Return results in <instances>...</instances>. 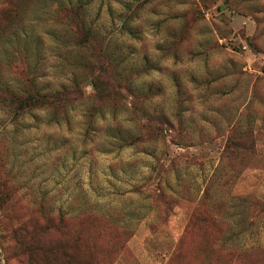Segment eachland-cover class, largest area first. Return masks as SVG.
<instances>
[{"label":"rangeland","instance_id":"obj_1","mask_svg":"<svg viewBox=\"0 0 264 264\" xmlns=\"http://www.w3.org/2000/svg\"><path fill=\"white\" fill-rule=\"evenodd\" d=\"M0 264H264V0H0Z\"/></svg>","mask_w":264,"mask_h":264},{"label":"trees","instance_id":"obj_2","mask_svg":"<svg viewBox=\"0 0 264 264\" xmlns=\"http://www.w3.org/2000/svg\"><path fill=\"white\" fill-rule=\"evenodd\" d=\"M85 47L86 48L90 47V43L89 46L87 45ZM103 70L105 72H108V68L103 67ZM94 86L95 88L96 87L99 88L97 84H95ZM77 89H78L77 86L74 84L71 87H64L62 90L58 92L45 94L41 92L36 87L35 82L30 79L27 80L26 87L24 88L22 94L5 95V93H3L2 97L13 106V109L18 116L24 115L25 113L30 112L33 109H39L43 111H51L52 113H54L53 114L54 117L57 116L65 117L67 114V108L74 105L75 103H78V101L82 99L81 96L77 97L78 95H76V93L78 92L79 94V90ZM93 109H95L94 106ZM228 144L230 146L232 144V140L231 141L229 140ZM233 145L236 148L232 149L231 147V153H229L230 150L227 153H225V158L227 157L228 160H230V164H232L234 161L240 160L241 164H244V167H246L249 162V158H245V156L242 155V152L239 151L240 148H238L239 147L238 143H234ZM236 164L238 163L236 162ZM244 167L242 166V168ZM235 173L236 172L232 169L231 174L233 175ZM197 216H198V205L195 207L193 215L190 216V221L196 222ZM185 230H186L185 234H187L188 231L192 230L191 226L189 225L188 228Z\"/></svg>","mask_w":264,"mask_h":264}]
</instances>
